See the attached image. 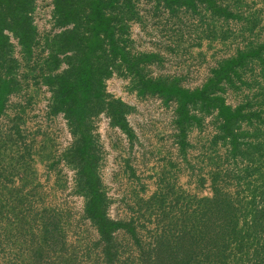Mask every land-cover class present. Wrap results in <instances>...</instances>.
Returning a JSON list of instances; mask_svg holds the SVG:
<instances>
[{"label":"trees","instance_id":"obj_1","mask_svg":"<svg viewBox=\"0 0 264 264\" xmlns=\"http://www.w3.org/2000/svg\"><path fill=\"white\" fill-rule=\"evenodd\" d=\"M155 1L157 8L163 4L172 13L182 7L199 13L205 6L213 16L243 18L217 0ZM138 2L52 0L54 29L41 34L33 20L37 0H0V116L10 95L22 92L29 76L48 88L47 115L63 113L72 135L60 159L75 168V191L85 199L83 215L98 231V264H264V93L256 104L248 100L236 106L223 96L227 86L246 83L241 70L249 63L259 64L264 73V42L224 59L202 86L185 88L178 77L154 78L145 72L148 64L159 60L156 53L131 51L129 27L131 21L141 19ZM114 73L129 76L127 90L139 97L157 94L165 103L177 102L176 136L182 147L188 128L202 121L193 109L215 110L218 124L212 143L221 140L227 145V160L234 163L221 171L225 177L232 171L235 189L222 183V172L212 177L211 195L187 194L160 183L141 203L155 222L147 243L141 240L134 218L117 220L107 213L110 199L100 174L101 147L92 119L105 112L112 126L134 137L127 120L134 106L106 91V80ZM24 112L20 105L10 127L0 134V214L6 210L11 216V211L18 229L30 235L25 243L29 241L31 255L4 257V264H81L66 251L61 212L30 204L26 187L36 178L35 151L21 123ZM4 154H8V174ZM121 229L137 246V253L124 259L116 237ZM1 260L0 256V264Z\"/></svg>","mask_w":264,"mask_h":264},{"label":"rangeland","instance_id":"obj_2","mask_svg":"<svg viewBox=\"0 0 264 264\" xmlns=\"http://www.w3.org/2000/svg\"><path fill=\"white\" fill-rule=\"evenodd\" d=\"M50 2L37 0L33 20L41 34L54 29ZM154 2L147 0L139 4L146 22L144 30L138 23L132 25L135 36L138 33L142 35L141 39L145 36L142 40L144 50L158 55L159 60L145 68L149 76L178 77L181 86L194 89L202 86L224 59L234 56L238 50L264 42V0H217L218 4L239 12L243 16L240 20L213 16L205 6H201L199 13L182 7L173 15L175 23L170 24L164 22L166 18L153 17ZM13 41L16 43L15 39ZM16 54L20 56L18 46ZM241 75L246 83L237 81L236 87L227 86L223 96L233 106L248 100L256 104L260 94L264 93L261 66L249 63L241 70ZM124 82L121 81L122 89ZM24 85L22 92L10 95L9 106L0 116V134L10 127L19 106H24L25 121L21 123L29 136L27 141L32 138L35 151L32 164L36 178L26 187L30 204L35 209L48 207L59 210L63 216L61 224L68 255H75L81 264H98L95 245L98 231L83 215L85 199L75 191V168L60 159L69 138L67 124L60 114L47 115L50 92L46 86L35 84L32 76L26 78ZM121 95L134 106L127 115L134 137L112 127L106 137H99L102 154L100 174L110 199L108 215L117 220L134 218L141 240L147 243L155 222L148 212H144L141 203L160 183L187 194L211 195L212 177L219 172L224 175L225 169L232 168L234 163L227 160V145L221 140L218 144L212 143L218 124L215 110L204 113L193 109L201 115L202 121L188 128L187 143L182 147L178 143L180 138L176 136L179 130L175 123V100L165 103L158 95L139 97L125 90ZM6 155L2 159L8 174L11 170ZM227 173L228 177L222 176V183L229 189H235V177L232 171ZM14 179L18 185L17 177ZM27 204L29 206L28 201ZM10 213L11 216L5 210L0 214L2 264L4 257L31 255L27 247L29 241L25 243L30 235L18 229L20 226L14 214ZM116 237L121 242L122 259L129 253H137V246L127 232L121 229Z\"/></svg>","mask_w":264,"mask_h":264},{"label":"built area","instance_id":"obj_3","mask_svg":"<svg viewBox=\"0 0 264 264\" xmlns=\"http://www.w3.org/2000/svg\"><path fill=\"white\" fill-rule=\"evenodd\" d=\"M50 1H51L50 2L51 3V10H52L53 4H52V0H50ZM144 1L147 2V0H139L138 7H139V4L140 3H144ZM154 5H155L154 6V10L152 12L155 15V16H153L154 18H166V20L164 22H166L168 24H170V22L171 23H175V19L173 17V15H175V13L170 12V10L168 8H166L163 4H161L159 6V8H157L156 1L154 2ZM139 14H140L139 17H141V19L140 20L131 21L130 22V27H129V38H130L129 47H130V49H131V51L133 53L148 52L147 50H144L145 46L142 44V40H145V38H144L145 36L141 39L142 35H140L138 33L137 36H135V34L132 32L133 23H138L139 27L141 29H143V30H144V27L146 25V22L144 21V17H143L144 13H143V10H141L140 7H139ZM51 18H52V16H51ZM172 18H173V20H171ZM56 29L58 30V28H55V30ZM151 77H153V76H151ZM169 78H173V77H169ZM121 81L122 82L125 81L123 83V89L121 87ZM129 81H130V77L129 76L128 77H124V76H119L116 73H114L111 77H109L106 80V91L111 96L120 97V98H122L124 100L123 96L121 95L123 90H125V91H127L129 93H132V92L127 90V84L129 83ZM124 84H126V85L124 86ZM134 93L137 94L136 92H134ZM60 115L63 117V119L65 121V124H67V121L64 118L63 113H60ZM110 119L111 118L105 112L99 113L96 117H94V119H92V121H94V125H95V133H97L99 137H103V138L106 137L108 135V132L111 129V127L120 129L118 126H112ZM67 130H68V137L69 138H68V142L66 144H64L65 146L63 147V150H64V148L69 146L71 144V141H72V135H71L68 127H67Z\"/></svg>","mask_w":264,"mask_h":264}]
</instances>
